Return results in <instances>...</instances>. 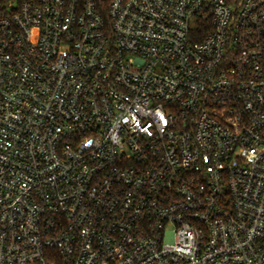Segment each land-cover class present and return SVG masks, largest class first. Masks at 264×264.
<instances>
[{"label": "built area", "instance_id": "2783aa9c", "mask_svg": "<svg viewBox=\"0 0 264 264\" xmlns=\"http://www.w3.org/2000/svg\"><path fill=\"white\" fill-rule=\"evenodd\" d=\"M0 264H264V0H0Z\"/></svg>", "mask_w": 264, "mask_h": 264}]
</instances>
